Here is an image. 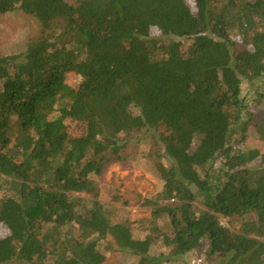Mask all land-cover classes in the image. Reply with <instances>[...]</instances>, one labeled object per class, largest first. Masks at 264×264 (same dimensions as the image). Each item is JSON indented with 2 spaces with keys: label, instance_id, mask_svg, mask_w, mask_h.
Returning <instances> with one entry per match:
<instances>
[{
  "label": "trees",
  "instance_id": "obj_1",
  "mask_svg": "<svg viewBox=\"0 0 264 264\" xmlns=\"http://www.w3.org/2000/svg\"><path fill=\"white\" fill-rule=\"evenodd\" d=\"M16 10L41 31L0 55V264H163L205 243L210 264H264V150L245 146L264 118L242 96L264 76V0H0ZM146 133L163 188L136 239L81 195Z\"/></svg>",
  "mask_w": 264,
  "mask_h": 264
},
{
  "label": "rangeland",
  "instance_id": "obj_2",
  "mask_svg": "<svg viewBox=\"0 0 264 264\" xmlns=\"http://www.w3.org/2000/svg\"><path fill=\"white\" fill-rule=\"evenodd\" d=\"M41 25L38 20L21 10H16L0 16V55H19L25 52L28 42L40 34ZM154 37H161L157 30L152 31ZM179 41V39H174ZM73 83V80L72 82ZM261 94H264V76L251 82L244 80L242 83V96L251 105L255 121L264 118V99L257 109L254 105ZM247 118V115H246ZM82 126H77L73 132L81 133ZM154 145L151 133L138 134L129 139L125 150V162L112 163L101 177L94 179L90 192L81 196L93 199L99 194L100 200L106 205L108 215L114 223H127L131 226L133 236L143 239L151 230V208L145 206L147 197L161 191L163 182L155 173L147 154ZM245 146L264 150V142L259 138L255 128L251 127ZM238 147V146H237ZM4 195L0 192V198ZM249 219H251L249 217ZM222 223L233 230L241 231L240 222L230 223L223 219ZM160 226H165L164 222ZM7 229L0 227V236H5ZM168 254V249L163 241L159 240L151 248L152 255ZM139 259L132 253L115 252L107 253L103 264H138ZM209 246L203 244L201 248L187 255L174 257L163 264H210Z\"/></svg>",
  "mask_w": 264,
  "mask_h": 264
}]
</instances>
